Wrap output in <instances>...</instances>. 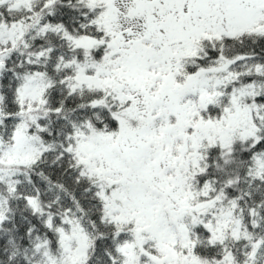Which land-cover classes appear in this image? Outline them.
Returning a JSON list of instances; mask_svg holds the SVG:
<instances>
[{
  "label": "snow or ice",
  "instance_id": "obj_1",
  "mask_svg": "<svg viewBox=\"0 0 264 264\" xmlns=\"http://www.w3.org/2000/svg\"><path fill=\"white\" fill-rule=\"evenodd\" d=\"M0 264H264V0H0Z\"/></svg>",
  "mask_w": 264,
  "mask_h": 264
}]
</instances>
